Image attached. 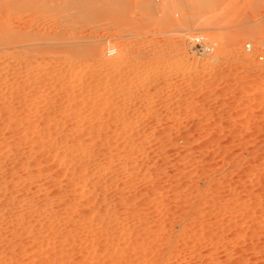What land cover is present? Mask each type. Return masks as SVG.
I'll use <instances>...</instances> for the list:
<instances>
[{
	"label": "rangeland",
	"instance_id": "1",
	"mask_svg": "<svg viewBox=\"0 0 264 264\" xmlns=\"http://www.w3.org/2000/svg\"><path fill=\"white\" fill-rule=\"evenodd\" d=\"M17 1L0 264H264V0Z\"/></svg>",
	"mask_w": 264,
	"mask_h": 264
},
{
	"label": "bare ground",
	"instance_id": "2",
	"mask_svg": "<svg viewBox=\"0 0 264 264\" xmlns=\"http://www.w3.org/2000/svg\"><path fill=\"white\" fill-rule=\"evenodd\" d=\"M121 1V0H120ZM160 1V0H159ZM172 2V0H161V3L160 4H158L157 6H155V7H157V9H159V10H162V9H164L165 10V7H166V5H167V7L170 5H168V3H171ZM191 1H193V0H191ZM23 2H24V0H23ZM23 2H21V5L23 4ZM26 2V1H25ZM125 2H127V1H125ZM131 2V1H130ZM135 2V4H136V6L138 5H142L141 7H143V6H148L151 2H150V0H135V1H133V3ZM173 2H174V0H173ZM172 2V3H173ZM195 2V1H194ZM197 2V1H196ZM17 3H19V1H17L16 0V4H15V2H14V4H13V0H0V53L1 54H3V55H8V54H10L11 52H10V48L12 47L11 46V44L13 45V43H12V40H11V43H10V40H9V35H11V31L13 30V27H12V25L10 24L11 22H10V16H9V12L11 13L12 11L11 10H13V8H12V4L13 5H17ZM181 3H184V4H190L191 2H190V0L189 1H187V0H182V2ZM126 4V3H125ZM193 4V3H192ZM191 4V5H192ZM129 5V4H128ZM134 5V4H133ZM193 5H195V4H193ZM14 6V7H15ZM23 6H24V4H23ZM18 8L20 7V9L22 8L20 5L19 6H17ZM16 8V7H15ZM25 8V7H24ZM151 8V7H150ZM23 10V9H22ZM19 11V10H18ZM21 11V10H20ZM163 11V10H162ZM14 12L15 13H18L17 11H15L14 10ZM9 20V21H8ZM10 22V23H9ZM26 37V36H25ZM12 38V37H11ZM20 38H22L21 39V41H24L25 39H23V36H21ZM13 39V38H12ZM18 40H20L19 38H18ZM32 40V39H31ZM30 40V41H31ZM33 40H34V38H33ZM15 43V42H14ZM32 44V43H31ZM30 44V45H31ZM11 46V47H10ZM27 46V45H26ZM14 48H15V46H13ZM24 48V47H23ZM24 50V49H23ZM32 50V49H31ZM14 51V50H13ZM26 51H28V49H26ZM41 51V54H42V50H40ZM95 53H94V52ZM101 51V50H100ZM15 52V51H14ZM23 52V51H22ZM31 52V51H30ZM51 52H53V51H51ZM85 53H83V54H86L85 56H88L86 59H90V57H96V56H98V55H100V53H97L98 51H95V50H88V51H84ZM19 53V52H18ZM28 53V52H27ZM54 53V52H53ZM16 54V53H15ZM30 54V53H29ZM34 54V53H33ZM32 54V55H33ZM40 54V53H39ZM22 55V54H21ZM20 55V56H21ZM10 56H12V55H10ZM18 56V55H17ZM83 56V55H82ZM1 57V56H0ZM14 57V56H13ZM34 57H35V55H34ZM75 57V56H74ZM73 57V58H74ZM77 57V56H76ZM76 57H75V59H76ZM6 58V57H5ZM10 58V57H9ZM7 59V58H6ZM14 59V58H13ZM40 60V59H39ZM3 61H4V59H3ZM8 61V60H7ZM41 61V60H40ZM6 62V61H5ZM74 62V61H73ZM91 62V61H90ZM1 64V63H0ZM3 64V63H2ZM74 64V63H73ZM83 65H85V67L83 66V68L81 69V71H80V73H79V79L80 80H78V79H76V80H78V82L76 83V84H78L79 85V83L80 84H84V82H85V80L84 79H86L87 80V75H89L90 73H92L93 72V70L95 69V68H93L92 67V65H91V63L89 64V60H86L85 62H84V64ZM73 66V65H72ZM17 67V66H16ZM76 67V66H75ZM15 69V68H14ZM20 69V68H19ZM27 72V71H26ZM18 73V72H17ZM28 73V72H27ZM31 73H32V71H31ZM71 73V72H70ZM1 74V73H0ZM12 74V73H11ZM68 74V73H67ZM26 75V74H25ZM27 75H29V74H27ZM31 75V74H30ZM8 76H10V75H8ZM7 76V77H8ZM87 76V77H86ZM10 78V77H9ZM17 78H19V77H17ZM77 78V77H76ZM16 79V78H15ZM18 80V79H17ZM29 80H31V79H29ZM36 80V79H35ZM34 80V81H35ZM69 80H70V78H69ZM75 80V81H76ZM82 80V82H79V81H81ZM16 81V80H15ZM32 82V81H30L32 84H36L37 82L35 81V82ZM84 81V82H83ZM94 81V80H93ZM73 82H74V78H73ZM72 81H71V85L73 86L74 84H72L73 83ZM87 82V81H86ZM31 83H29V85L31 84ZM38 83H40V82H38ZM75 83V82H74ZM31 84V85H32ZM70 84H69V86H70ZM76 84H75V86H76ZM87 85H88V83H87ZM93 85H95V84H93ZM103 85V84H102ZM33 86V85H32ZM72 86H70V89L72 88ZM75 86H73V87H75ZM86 87V84L85 85H83V86H79V88H81V87ZM29 87V86H28ZM40 87V86H39ZM77 87V86H76ZM88 87V86H87ZM122 87V86H121ZM36 88V87H35ZM94 88V87H93ZM126 88V87H125ZM146 88V87H145ZM73 89L74 88H72V90H71V92L73 91ZM77 89V88H76ZM84 89V90H83ZM86 88H82V90H81V92L83 91V92H85L86 90H85ZM92 89V88H91ZM131 89V88H130ZM78 90V89H77ZM77 90H75V91H77ZM105 90V89H104ZM116 90V89H115ZM122 90V89H121ZM120 90V91H121ZM129 90V89H128ZM127 90V91H128ZM92 90H90V92H91ZM261 91H263V90H261ZM70 92V91H69ZM74 92V91H73ZM145 92V91H144ZM124 93V92H123ZM122 93V94H123ZM131 93V92H130ZM129 93V94H130ZM135 93V92H134ZM77 94V93H76ZM82 94V93H81ZM126 94V93H125ZM72 95V94H71ZM70 95V96H71ZM142 100V99H141ZM70 101V100H69ZM76 101V100H75ZM74 101V102H75ZM81 101V100H80ZM92 101V100H91ZM71 102V101H70ZM73 102V101H72ZM85 102H87V101H85ZM94 102V101H93ZM79 103V102H78ZM81 103V102H80ZM99 103V102H98ZM73 104V103H72ZM83 105V104H82ZM87 105V104H86ZM79 106V105H78ZM88 107V106H87ZM96 107V106H95ZM67 108V107H66ZM104 108H106V107H104ZM53 109V108H52ZM99 109L100 108H98L97 110H98V112H99ZM108 109V108H107ZM101 110H103V109H101ZM112 110V109H111ZM113 111V110H112ZM56 112V111H55ZM78 112V111H77ZM89 112V111H88ZM97 112V111H96ZM75 113V112H74ZM74 113H73V115H74ZM99 113H101L102 114V112H99ZM105 114H106V111H105ZM78 115V114H77ZM80 115V114H79ZM95 115H97V113L95 114ZM95 115H93L94 116V119H96L95 118ZM99 116H100V114H98ZM113 115V114H112ZM106 116V115H105ZM74 117V116H73ZM91 117V116H90ZM90 117H88V119H84V117H83V121H85V122H83L84 124H86L87 125V127H88V129L90 130V129H92L93 130V128L94 127H91L92 125H93V122H94V120H89V118ZM104 117V116H103ZM93 118V117H92ZM92 118H90V119H92ZM109 119V118H108ZM112 119V118H111ZM49 120V119H48ZM68 120H70V119H68ZM46 121V120H45ZM82 121V120H81ZM96 121V120H95ZM106 122V121H105ZM108 124V123H107ZM50 126V125H49ZM95 126H97V125H95ZM55 127V126H54ZM85 127V126H84ZM103 127H105V126H103ZM82 129H83V127H82ZM87 129V130H88ZM96 129V128H95ZM94 129V130H95ZM106 129V128H105ZM101 130V129H100ZM89 132V131H88ZM92 132V131H91ZM97 132V131H96ZM99 133H100V131H99ZM95 134V133H94ZM97 134V133H96ZM100 134H102L101 136H103V133H100ZM99 134V135H100ZM50 135V134H49ZM46 136V135H45ZM44 136V137H45ZM94 136V135H93ZM101 136H99V137H101ZM137 135H135V134H133V135H131L130 136V138H129V141H133V143L131 144L130 142V144H128L129 145V147H128V145H127V147L128 148H130V145H132V148L134 147V145L136 146V141L137 140H139V139H137L136 141H134L137 137H136ZM83 137H85V133L84 132H80V133H78L76 136H75V138H71V139H66L65 137L63 138V137H56L55 138V140H54V144H53V146H56V147H53V148H49V150H50V153L54 156V158L56 157V158H60V156L62 157V155L65 153V152H68V151H66V150H68V149H64L65 150V152H61V150H59V149H61V148H59L60 146H61V144H60V146H58V144L59 143H63L64 145H65V147L64 148H73L75 145L78 147V146H81V145H89V143L87 144V143H84V141H82L83 140ZM89 137V136H88ZM105 137V136H104ZM81 138H82V140H81ZM90 138H92V137H90ZM89 138V139H90ZM52 139V138H51ZM86 139H88V138H86ZM88 139V140H89ZM124 141H126L127 140V138H125L124 137ZM53 140V139H52ZM52 140H51V142H52ZM66 140V141H65ZM91 140V139H90ZM93 140V139H92ZM101 139H99V141H100ZM115 141V140H114ZM128 141V140H127ZM127 141H126V143H127ZM47 142V141H46ZM50 142V143H51ZM86 142V141H85ZM89 142V141H88ZM91 142V141H90ZM95 142V141H94ZM116 142V141H115ZM71 143V144H70ZM76 143V144H75ZM81 143V144H80ZM84 143V144H83ZM101 143V142H100ZM139 143V142H138ZM138 143H137V146L136 147H138ZM62 144V145H63ZM70 144V146H68ZM103 144V143H102ZM134 144V145H133ZM94 145V144H93ZM118 145V144H117ZM52 146V145H51ZM66 146H68V147H66ZM75 146V147H76ZM96 146V145H95ZM100 146V145H99ZM120 146V145H119ZM63 147V146H62ZM74 147V148H75ZM76 147V148H77ZM83 147V146H82ZM81 147V148H82ZM85 147V146H84ZM93 147V146H92ZM118 147V146H117ZM80 148V149H81ZM131 148V149H132ZM135 148V147H134ZM134 148L132 149V150H134ZM78 149V151L80 150L79 149V147L77 148ZM77 149H76V151H77ZM83 149V148H82ZM81 149V150H82ZM88 149L90 150V147H86V148H84V150L83 151H85V153H89L90 154V152L91 151H89L88 152ZM125 149H127L126 147H125ZM62 150H63V148H62ZM80 150V151H81ZM94 150V149H93ZM92 150V151H93ZM135 150H136V148H135ZM70 151H72V149L70 150ZM73 151H75V150H73ZM72 151V152H73ZM79 151V152H80ZM82 152V151H81ZM97 152V151H96ZM101 152V151H100ZM63 153V154H62ZM77 153V152H76ZM85 153H83V154H85ZM99 153V152H98ZM68 154H70L69 152H68ZM67 154V155H68ZM72 154V153H71ZM70 154V155H71ZM86 154V155H87ZM66 155V153L64 154V156L66 157L67 156ZM75 156V155H74ZM100 156V155H99ZM102 156V155H101ZM117 156V155H116ZM68 157V156H67ZM89 157V156H88ZM64 158V157H63ZM71 158V157H70ZM27 159V158H26ZM62 159V158H61ZM67 159V158H66ZM89 159V158H88ZM60 160V159H59ZM62 161V160H61ZM66 162V160H63V162ZM89 161V160H88ZM69 162V161H68ZM87 162V161H86ZM89 163V162H88ZM64 164V163H63ZM66 164L68 165V163L66 162ZM85 181H87V180H85ZM85 187V186H84ZM107 218H108V216H107ZM52 222V221H51ZM49 225V224H48ZM61 234V233H60Z\"/></svg>",
	"mask_w": 264,
	"mask_h": 264
},
{
	"label": "built area",
	"instance_id": "3",
	"mask_svg": "<svg viewBox=\"0 0 264 264\" xmlns=\"http://www.w3.org/2000/svg\"><path fill=\"white\" fill-rule=\"evenodd\" d=\"M156 1H159V0H156ZM197 44H200L201 47H203L202 43H197ZM247 49H248V50H251V49H252V46L248 44V45H247Z\"/></svg>",
	"mask_w": 264,
	"mask_h": 264
}]
</instances>
